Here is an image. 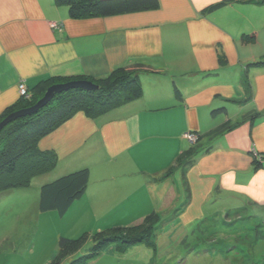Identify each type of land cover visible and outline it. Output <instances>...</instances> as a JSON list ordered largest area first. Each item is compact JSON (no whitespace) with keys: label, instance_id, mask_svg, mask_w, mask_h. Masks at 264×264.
<instances>
[{"label":"crops","instance_id":"crops-1","mask_svg":"<svg viewBox=\"0 0 264 264\" xmlns=\"http://www.w3.org/2000/svg\"><path fill=\"white\" fill-rule=\"evenodd\" d=\"M159 2L155 10L75 19L64 0H0V119L21 100L22 84L30 93L52 78L94 83L120 68L137 71L142 98L96 118L80 112L40 139L38 148L60 164L75 162L36 184L90 171L80 160L103 153L120 161L110 171L115 182L137 187L168 173L154 182L157 202L172 209L182 201L172 215L182 208L181 223L211 217L223 199L264 207V162L257 167L252 157L264 155V66H249L264 60V0ZM189 132L200 136L196 156ZM190 156L193 166L177 165Z\"/></svg>","mask_w":264,"mask_h":264},{"label":"rangeland","instance_id":"rangeland-1","mask_svg":"<svg viewBox=\"0 0 264 264\" xmlns=\"http://www.w3.org/2000/svg\"><path fill=\"white\" fill-rule=\"evenodd\" d=\"M188 134L195 137L185 139L191 152L196 151L200 136L197 132ZM252 157L257 167L264 162V155L255 150ZM104 159L103 153L79 159L90 167L88 192L64 217L39 210L42 183L37 185L36 181L75 160L58 162L52 171L33 176L29 188L0 193V264H264V207L255 205L251 210L248 203L223 199L213 204L219 206L211 210V217L194 224L181 223L182 208L177 209L174 219L172 215L182 201L175 209L157 202L159 183L154 182H161L168 173L150 177L136 187L129 178L110 180V171H119L120 161ZM129 162L138 171L140 164L131 155ZM132 173L135 171L128 174ZM174 177L175 195H182L180 172L175 170ZM153 213L160 220L150 222L158 224L143 243H114L94 251L102 238L135 230L134 225ZM62 238L72 242L61 248Z\"/></svg>","mask_w":264,"mask_h":264},{"label":"trees","instance_id":"trees-1","mask_svg":"<svg viewBox=\"0 0 264 264\" xmlns=\"http://www.w3.org/2000/svg\"><path fill=\"white\" fill-rule=\"evenodd\" d=\"M64 2L68 4L70 14L75 19L150 11L160 6L159 0H64ZM249 66L262 67L264 60ZM67 82L69 80L63 78H52L42 82L27 96H22L19 103L9 109L0 122L12 112L35 105L52 85ZM94 83L99 86V90L72 89L55 95L52 101L37 114L18 119L2 130L0 133V193L29 188L33 176L47 173L56 167L58 162L56 154L41 151L38 148V142L56 131L73 116L83 112L89 117L96 118L143 96L137 71L120 68L107 78ZM247 88L249 89V86ZM217 111L218 109L214 111V114ZM192 152L196 156L197 152ZM194 156L184 158L177 165L184 169L193 166ZM89 182L88 168L74 170L45 182L40 189L39 210L43 213L56 212L60 217H64L74 203L84 197ZM157 216L155 213L148 216L140 224L134 225L137 228L135 230L121 233L120 236L102 238L94 251L97 252L99 248L114 243L119 246L143 243L151 232L156 230L158 223L151 225L150 222L160 220ZM236 220H239V217ZM144 226L146 227L143 228ZM71 242L62 238L60 246L64 248ZM72 264H80V262L74 261Z\"/></svg>","mask_w":264,"mask_h":264},{"label":"water","instance_id":"water-1","mask_svg":"<svg viewBox=\"0 0 264 264\" xmlns=\"http://www.w3.org/2000/svg\"><path fill=\"white\" fill-rule=\"evenodd\" d=\"M72 89H82L86 91H97L99 86L87 80L70 81L67 83L55 84L49 87L45 95L33 106L15 111L8 115L2 122H0V133L10 123L37 114L40 110L45 108L54 98L55 95L67 92Z\"/></svg>","mask_w":264,"mask_h":264},{"label":"built area","instance_id":"built-area-1","mask_svg":"<svg viewBox=\"0 0 264 264\" xmlns=\"http://www.w3.org/2000/svg\"><path fill=\"white\" fill-rule=\"evenodd\" d=\"M51 27H52L53 29H56V28H59L60 25L57 24V23H51ZM19 89H20V93H21L22 96H27V95H28V92H27V90H26L24 84L20 85ZM185 138H186L187 140H190V141H192L193 138L195 139L194 135H192V134H188V133L185 135Z\"/></svg>","mask_w":264,"mask_h":264}]
</instances>
